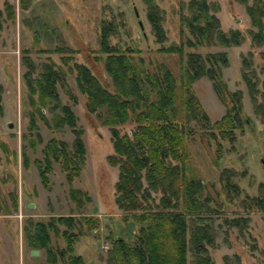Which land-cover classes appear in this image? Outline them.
<instances>
[{"label": "rangeland", "instance_id": "374dc122", "mask_svg": "<svg viewBox=\"0 0 264 264\" xmlns=\"http://www.w3.org/2000/svg\"><path fill=\"white\" fill-rule=\"evenodd\" d=\"M8 1L14 16L5 18L0 30V264H53L47 261L43 247H36L38 253L31 254L25 222L70 213L98 218V226L78 238L75 251L83 255L85 264H109V236L132 239L136 230L115 203L118 171L107 160L113 151L109 128L87 110L86 96L77 88L71 67L74 61L84 62L111 87L103 65L104 54L96 49L102 20H111L116 26L110 43L121 49L132 48L136 60L143 58L149 68L164 63L178 76L180 55L158 50L161 43L155 41L145 0H34L25 8L20 6L21 0ZM180 1L155 0L163 11L167 34L164 45L179 43L188 36L180 23ZM209 1L217 5L216 14L224 29L241 30L242 42L230 47H185L184 54L193 50L202 54L227 52L228 64L221 68V77L228 90L242 92L243 122L235 130L234 141L224 139L211 124L226 112L230 101L219 98L207 76L196 79L192 88L209 121L205 126L204 120L189 123L184 166L188 177L202 179L204 192L220 209L212 214L213 243L208 245L213 264H264V211L247 209L244 201L247 193L264 196V46H252L247 33L251 25L243 4L236 0ZM0 8L6 9L4 0H0ZM249 50L257 76L254 101L241 75L242 55H248ZM44 63L59 69L62 78L56 88L60 103L71 106L77 125L83 129L85 158L80 173L71 182L53 157L47 182L39 175L38 163L46 162L44 147L48 140H65L70 146L74 137L67 124L53 125L50 105L39 103V90L32 91L27 81L37 76L38 65ZM132 125L127 122L122 129L129 130ZM211 132L217 134L216 139ZM224 168H230L232 180L241 189L238 194L224 187ZM70 186L86 192L90 200L78 206L69 195ZM233 216H245V225H229L227 218ZM58 226L60 230L66 228L64 224ZM64 239L60 233L50 231L51 246L65 248ZM55 264L64 262L58 260ZM188 264H194L191 251Z\"/></svg>", "mask_w": 264, "mask_h": 264}, {"label": "trees", "instance_id": "16d2710c", "mask_svg": "<svg viewBox=\"0 0 264 264\" xmlns=\"http://www.w3.org/2000/svg\"><path fill=\"white\" fill-rule=\"evenodd\" d=\"M33 1L21 0L20 6L25 8ZM236 1L244 5L249 18L251 27L247 33L252 46H264V0ZM145 2L155 41L161 43L158 50L180 55L178 76L164 63L157 62L154 68H149L143 58L136 60L132 48L121 49L111 44L110 36L116 32L111 20H102L96 48L104 54L103 65L111 87L86 63L74 61L71 67L77 88L86 96L87 110L109 128L113 151L107 155V160L118 171L114 184L115 203L124 219L132 222L136 230L132 239L122 235L109 236L107 261L109 264H188V252L191 251L194 264H213L208 245L213 243L212 214L220 209L213 197L204 192L202 179L188 177L184 166L189 123L204 120L202 125L205 126L209 121L192 83L207 76L219 98L230 101L226 112L211 124L229 142L235 140V130L243 122L242 92L240 89L228 90L222 80L221 68L228 64L225 50L204 54L193 50L184 54V49L203 45L236 46L242 42L243 34L238 28L222 27L214 2L182 0L180 23L188 30V36L179 43L164 45L167 34L162 21L163 11L155 0ZM4 3L6 9L0 8V30L4 19L14 16L9 1L4 0ZM261 54L264 56V50ZM250 56L252 50L248 55H242L241 75L254 101L257 76ZM29 65L34 66L31 62ZM38 68L40 72L36 77L27 78L32 91L38 89L39 103L50 105L53 125L67 124L74 135L70 146L65 140H48L44 147L46 162L44 165L38 163L39 175L43 182H47L53 157L61 163L66 179L71 182L80 173L85 158L83 129L77 125L71 106L60 103L56 88L62 78L59 69L52 63L38 65ZM262 113L264 115V109ZM127 122L133 125L129 130H123L122 126ZM211 135L217 138L215 132ZM221 173H224L221 174L223 185L229 192H241L232 180L230 168H224ZM69 195L78 206L90 200L86 192L73 186L69 188ZM244 201L247 209L256 207L264 211L262 194L247 193ZM97 219L88 214H53L47 220H27L24 229L29 245L32 249L43 247L49 263L62 260L64 264H85L83 255L75 251V243L98 226ZM227 222L243 226L246 217L233 216L227 218ZM59 224L66 225V228L60 230ZM50 231L64 236L65 248L51 246Z\"/></svg>", "mask_w": 264, "mask_h": 264}, {"label": "water", "instance_id": "95a60500", "mask_svg": "<svg viewBox=\"0 0 264 264\" xmlns=\"http://www.w3.org/2000/svg\"><path fill=\"white\" fill-rule=\"evenodd\" d=\"M10 125V124H9ZM32 204H31V202L30 203H28V206H31ZM38 253V250L37 249H31V254H33V255H35V254H37Z\"/></svg>", "mask_w": 264, "mask_h": 264}]
</instances>
